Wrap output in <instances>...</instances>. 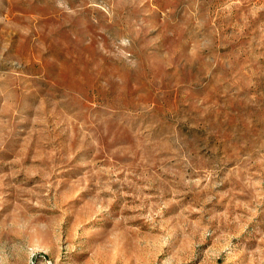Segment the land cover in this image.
Here are the masks:
<instances>
[{"label":"rangeland","instance_id":"rangeland-1","mask_svg":"<svg viewBox=\"0 0 264 264\" xmlns=\"http://www.w3.org/2000/svg\"><path fill=\"white\" fill-rule=\"evenodd\" d=\"M0 264H264V0H0Z\"/></svg>","mask_w":264,"mask_h":264}]
</instances>
